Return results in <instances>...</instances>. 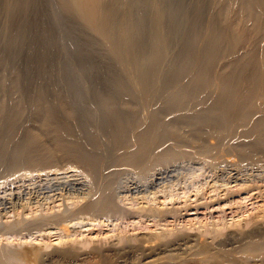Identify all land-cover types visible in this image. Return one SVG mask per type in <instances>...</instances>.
Listing matches in <instances>:
<instances>
[{
    "label": "rangeland",
    "instance_id": "rangeland-1",
    "mask_svg": "<svg viewBox=\"0 0 264 264\" xmlns=\"http://www.w3.org/2000/svg\"><path fill=\"white\" fill-rule=\"evenodd\" d=\"M56 1H58V0H55V1L49 0L48 3L50 2L52 5L49 3L51 6L48 4L45 7L46 10H44L45 8H43V9H41V11L39 10L38 12H36L37 11L36 9L29 8L30 11L28 10L27 15H24L19 10L13 11L14 8H10V9L9 8H7V9L1 8L0 9V29H1L0 30V76H1L0 77V84H1L0 89H2V90H0V92H2V91L4 92V94L0 93V97H1L0 98V105L1 104L3 105V107L1 106V109L4 108V109H2V112H0V114H1L0 119L1 120L3 119L2 123L0 122V144H1L0 148H2L1 152H0V158H1L0 159V166H2V168L0 167L1 168L0 169V244H1L0 247L3 246L4 244L5 245L8 244L7 246H10L9 248L15 247L13 249H16V247H17V249L19 250V249H21V246L24 247V246H28V245H34V243H35V245L42 243V244H39L38 246L42 247L44 245V247H45L46 246L45 244L47 242V245H49V244L50 245L48 246L49 248L44 249V253L46 255L55 253V251L59 247L58 244L56 245V243L58 241L57 239H60L62 237V234L64 236L65 231L62 230L63 233H60V235H59V231H60L59 227L61 226L60 225L61 223L58 224V222H59L58 221L54 224V222L56 220L52 219L53 222H51L50 216L58 213L59 211L61 212V210H63L66 206L69 210L72 211L73 207H74L72 205V201H73L72 199L75 198L73 196L79 195L77 192V189H78V191L80 189V192L83 193V190L86 191L88 188L91 189V188L95 187L94 185H96V184H97L96 186L99 187V185H100V187H101L102 179L104 178L103 180H105L107 178V180L103 182L101 189L98 187H95V188L91 189L94 192H92V191H90V192L92 193L93 197H97V194L99 193V191H101V192L103 191L102 189H103V186H105L106 182H108V180L109 181L111 180L113 182V184L116 185V187L111 188V190L115 189V190H113V192L115 191L114 193H116V194H114V193L112 194L114 196V197L112 196L113 199L116 197V199H114L113 201L116 200V202L120 205H118L116 202H114L115 205H118V206L113 208L114 210H112V211L109 209V211H111V213H109L108 209L107 210L105 209L106 211L105 210L100 211V212L105 211V213H103V212L101 213L102 215L100 213L94 214V215H96V216H94L96 219H97V217H99L97 221H99V219H101L100 221H102L103 224H101L102 222L99 225L97 223H93V222H92L93 223L92 224V223H89V220L88 221L86 220L87 218L81 219L82 221L80 220V218H77L75 220H78V221L80 220L79 223L76 221L74 223V221L72 219L71 222L73 221V224H74L73 225V224H70L71 223L69 221L70 219L67 218L68 221H66V219H65L64 221H62L63 225L64 224L68 225L69 231H71V234L74 231L72 235L75 236L74 233L75 232L77 233V231H78L76 236H78L80 234V236H78L79 240L81 239L80 238L81 234H82V237L84 234V237L87 240H90L91 239L90 237H93V239H94V237H96L98 235V233H100L99 234L100 236L103 234L104 235H106V234L112 235L114 232H115L114 234H119L122 232H123L122 234H125V233L127 234L128 232H129L128 234H130L133 231H137L136 229L141 225V223L144 224V222L148 223L146 225H149V226L151 224L150 227L155 229L154 228L155 224H153V222L155 221L154 223H156V221H157V223H156L157 229H155V230L156 231L158 230L157 233H159L160 231L162 232L163 230L166 231V233L164 232L165 235L163 232L160 233L161 235H164V237H166V238L162 237L163 240H162V238L160 239V241L162 242L160 244H162V245L157 243L159 246L156 245L155 247H157V249L153 252L157 251L159 253L160 251H162V252H160V254H162V255L159 254V256H161L162 259H164L163 263L164 264H199V262L197 260H192L193 256L191 255V252H195L198 249V247H199L197 244L198 242H195V241L191 242L190 241L191 243H189L187 245V247L183 246V247H186L185 252L183 251L182 248L178 247L179 243L180 244L183 243L180 240H186V239L189 240L190 237H192V234L194 233V232H192L194 227H191V226H196V225L198 226L200 224L199 223L200 220H201L200 222H204V223L207 222L206 224H207V226L209 225L210 228L211 227L217 228V225L221 226L224 223H226V221L228 222L226 224H229V223L232 224V222H235V223H233V225L238 223V222H241V221H242L241 223H246V222L250 221L254 216L256 217V219H258L257 217L261 215L260 213L264 212V171H263V169H264V147L260 146V144L255 143V141L257 142V140H255L256 134H254L255 129L253 126V121L257 120L260 117V114L258 112H255V111H254L255 113L252 112V114H251L252 116L250 118V120H252V122L250 121L251 124H249L247 126H242V125L237 124L235 127L234 126L232 127L233 129L229 128V127H224V124H222L223 123L222 121H220L221 123H219V120H221V119H219L220 117L218 116L219 110H218V106L217 105L214 106V104L211 100L210 96H212V95H210L208 93H205V94L203 93L206 96V99H207L206 100L205 96L203 94H200V92L201 93L203 92V90L201 89L202 82H200L201 84L199 83V81L197 82V77H196L197 73L196 72H198L197 68H198L200 62L202 61V59L204 57V52H205L206 47H207L206 41H208V38H209L208 36H210V34H209L210 33V25H209V22L207 20H201L200 21V20H193L192 18L189 19V18L185 17V16H187V15H185V13L184 14L182 13V15L179 16V12H177L175 9L169 10L166 8L162 12V15H163V17H165V19H162L159 22L158 21L156 22L153 17H152V19H150L151 17L149 15H148L149 17L145 16L142 18L140 16V15H142L140 12L138 13V11H137L136 13H134L135 12L134 11L133 12L134 15L132 14L133 19L132 18H126V17L122 18L121 16H119V17H116L112 21V24L110 23L111 25L109 24L110 26L106 25L107 29H103L106 27L105 26L104 27L102 26L103 28L100 26L96 27V26L89 24L90 22L88 20L83 19V17L80 18L77 14H74L72 11H69L68 9L66 11V9L62 6V3H60L61 4L60 5ZM106 1L109 2V1H113V0H106ZM116 1L125 2V4L127 2V0H116ZM129 1H134V0H129ZM136 1H138V0H136ZM162 1L171 7L176 6L180 2V0H162ZM184 1H187L186 3H190L192 0H184ZM4 9H6V10H4ZM10 11H12L13 13ZM46 13H48V14L46 15ZM136 14H138V15H136ZM146 17H147V20H146ZM175 17H177V18H175ZM18 19H20V20H18ZM21 19H22L23 23H25L27 21L28 25H26V27L23 26L24 24H22ZM42 19H44V20L42 21ZM16 20H18V21H16ZM187 20H189V21H187ZM20 21H21V23H20ZM18 22L20 23V25ZM37 23H39V24H37ZM5 26H7V27H5ZM108 27H110V28H108ZM24 28H26V29L24 30ZM29 30H31L30 31L31 33L29 32ZM9 31H11V32H9ZM23 33H26V34H23ZM106 33H109L110 35L106 34ZM2 34H3V36H2ZM105 34L108 35L109 37L108 36L105 37L106 36ZM35 35H36V37H35ZM263 37L264 36H260V39H262L263 43L260 40L261 46H258V48H257L258 52L263 50V46H262L264 44ZM32 38H34V39H32ZM201 38L204 40L202 41ZM112 39L115 41L113 42ZM195 39L197 41H194ZM204 41H205V43H203ZM116 46L118 48H116ZM115 49L118 50V52H116ZM197 49H198V51H197ZM119 50H120V52H119ZM199 50L202 51L203 53L200 52ZM190 52L192 53V55H190L191 54ZM195 52H197V53H195ZM195 54H197L198 56ZM190 56H191V59H193L194 61L189 60ZM41 58H42V60H41ZM1 62H4V63H1ZM189 62H190V64H189ZM192 62L193 63L196 62L195 66L192 65L193 64ZM2 64H3V66H2ZM190 68H192L193 71H191V72H193V73H189L190 77H186L189 75L188 71L191 70ZM176 72H178V73H176ZM182 72L185 75L184 77L182 75L183 74ZM185 72L188 75H186ZM175 74L176 75L178 74V75L176 76ZM179 74H180V77H179ZM173 75H175V77ZM192 75L194 78L192 77ZM2 76H3V79H2ZM174 78H176L177 80ZM14 80L16 81L15 83H14ZM175 80L178 83L180 82V80H181V82L179 84L177 83L178 84L177 85ZM191 80H194V81L192 82ZM3 81H4V83H3ZM172 81H174V84H172ZM184 82H187V83H184ZM195 82L198 84H196ZM181 83H183V84H181ZM12 84L15 87H17L16 85H18V88L15 89L14 86L11 87ZM185 84H187L191 88L189 89V87ZM4 85H6L8 88L6 86L3 87ZM8 85H10V86H8ZM174 85L176 87H174ZM179 85L182 87L179 88L180 87ZM197 85L198 86L200 85V86L197 87ZM13 88H14V90H12ZM171 88H173V89H171ZM195 88H196V91H195ZM180 89L181 90L184 89L183 90L184 92H188L187 95L185 93H184V95L190 96V97L185 98L186 97L185 96L184 97L185 100L180 97L179 98L180 101L177 100L175 98L176 92H177V94L183 93V92H180L181 91ZM168 90H170V91H168ZM175 90H177V91H175ZM12 91H14V92H12ZM100 93L104 99L101 98V96L99 95ZM163 93H164V95H163ZM162 95H163V97L165 96L164 98H166V99L163 100ZM168 95L170 96V98H168L169 97ZM192 95H194L196 97L195 101H194V96H193V98H191ZM196 95H198V98ZM201 95H202V97H201ZM3 96H5V97H3ZM173 96H174V99H173ZM38 97H40V98L38 99ZM199 97L201 99H199ZM41 98H42V100H41ZM1 99H3L5 102ZM171 99H173V102L175 103V105L173 104ZM187 99H188V101H187ZM190 99L195 102V103L191 104L192 108H191L190 103H192L193 101H191ZM11 100H14V101H11ZM103 100H105V102ZM140 101H141V103H140ZM169 101L172 103L171 105H170ZM181 101L185 102V103H182ZM3 102L5 105L3 104ZM9 102H12V103H9ZM35 102H37L38 105H39V103L41 105L43 104V105H45V107L42 105L43 108L42 107L40 108V105L38 106ZM107 102L109 105H106ZM111 102H112V104H111ZM188 102H189V104H188ZM198 102H199V105L197 104ZM205 102L207 103V105H205ZM113 103H115L114 104L115 107L113 106ZM136 103H138V105H136ZM202 103L204 104L203 105V107H205L204 109L202 107ZM33 104H36L35 107ZM124 104H128V106H126ZM180 104L184 105L185 106V107L183 106L184 109L186 108L187 110H184ZM163 105L165 106V108H164L165 110L163 109V107H164ZM177 105H179V106L177 107ZM11 106H13L12 110H11ZM16 106H18V109H16L17 108ZM32 106H33V108H32ZM58 106H60V108ZM187 106H189V107H187ZM199 106H201V108ZM63 107H66V108H63ZM107 107H111V108L114 107V108L113 109L110 108L111 111L108 112L109 108H107ZM128 107H130V108H128ZM150 107H151L150 110H146V109H149ZM174 107H176V108H174ZM193 107H195V109H193ZM36 108H37V110H36ZM53 108H54V110H53ZM152 108L155 110H153ZM159 108L162 110H160ZM190 108H191V110L193 109V112L190 110ZM196 108L199 110L201 109L202 111L201 110L199 111ZM24 109H25V111H24ZM63 109H66V111H64ZM67 109L69 110V114L71 113L70 115L68 114ZM157 109H159V110H157ZM178 109H180V110L178 111ZM35 110L37 113L35 112ZM48 110L53 111V112H51V115L48 112ZM57 110H59V111H57ZM152 110H153V112H151ZM189 110H190V113H189ZM6 111H9L8 113L10 115L8 113L4 114ZM45 111H46V113H45ZM159 111L162 113L161 115H160ZM174 111L176 113H174ZM186 111H188V112H186ZM196 111H198V112H196ZM56 112H57V114H54ZM64 112H65V115H64ZM66 112H67V114H66ZM154 112H155V114L152 115V113H154ZM59 113L61 114V116L58 115ZM192 113H193V115H192ZM194 113H195V115H194ZM253 113L256 114V116L253 115ZM42 114H44V115H42ZM46 114H48V115H46ZM150 114H151V116H153L151 119L152 123H150V121H149L151 118ZM177 114H179V115H177ZM196 114H198V115H196ZM202 114L203 115L207 114V115H204V117H203ZM216 114H218V115H216ZM7 115H9L10 117L9 116L7 117ZM13 115H15V116H13ZM155 115H158V117ZM175 115H177L179 117H177ZM12 116H13V118H12ZM18 116L20 117V119ZM36 116H39V117H36ZM43 116L47 119H45ZM47 116L51 117L50 120ZM56 116H58V117H56ZM136 116L137 117L140 116V117L137 118ZM143 116H145V117H143ZM40 117H42V119ZM61 117L64 120H66V121L68 120V121L65 122ZM253 117L255 119H253ZM6 118H7V120H6ZM8 118L9 119L12 118V119L9 120ZM43 118L45 120H49L50 121L49 124H48V121L45 122V120ZM53 118H55V119L57 118L56 121L57 120L58 121L55 123V120ZM58 118H61L62 120L60 121V119H58ZM69 118H71V119H69ZM135 118L137 121L135 120ZM203 118H205V120ZM208 118H211V119H208ZM52 119L54 120V123L51 121ZM108 119H110V120H108ZM130 119H131L130 125L133 124L135 126L134 127L132 125L134 127V128L132 127V130H131V126L128 123V122H130ZM139 119H141V120H139ZM161 119H162V121H164V124H163V122L160 121ZM196 119H198V120H196ZM206 119H207V121H206ZM41 120H42V123L44 120L43 124L45 126L41 123ZM118 120H119V122L121 121L124 125L121 124V122H120V124H121L120 125ZM133 120H135V122ZM212 120L214 122H215V120H216V122L217 121L218 122L214 123ZM62 121H63V123H62ZM165 121H166V123H165ZM169 121L171 123L172 122L173 123L171 124ZM203 121L205 123L206 122L207 123L205 125H203V123H204ZM109 122H111V125ZM113 122H115L116 124H114ZM136 122H138V123H136ZM153 122H155V123H153ZM198 122H200L201 124ZM211 122L213 123V125ZM64 123H66V124L64 125ZM107 123H109L110 126L108 125V127L111 130H108V127H106ZM141 123H142V125H144V127L142 125H140ZM161 123L163 124V126L161 125ZM208 123H209V125H208ZM1 124H2V126H1ZM53 124H54V126H53ZM117 124L119 126H117ZM137 124L139 125V127L137 126ZM168 124H169V126H168ZM192 124H193V126H192ZM216 124L219 126H217ZM55 125H57L56 127H58V128H56ZM59 125L61 126V129H59L60 128ZM207 125H208V127H207ZM65 126H66V128H65ZM114 126H117L118 128L114 127ZM120 126H123L124 129L122 130V127H120ZM147 126H148V128L151 126H154V128H155V129L153 128V135L155 136L153 139H154V143L159 141L158 145L160 146V148H158L157 143H155L153 149L156 150V154L158 155L157 159L159 160V158H160V160L158 161L155 158L156 157L154 154L155 152L153 149H151L150 153L151 154L153 153V155L150 154V156H149V157H152L151 158L152 160L149 159V157L147 159L149 164H143V161L145 162L146 159L143 160L141 162V164H139L140 162L139 163L132 162V160L127 159L126 156L128 157L127 154H129V151L131 149L134 151L136 148L135 147L136 136L134 137V135L136 133L141 132V131L147 130L148 129V128H146ZM159 126H161V127H159ZM212 126H215L213 128V130H211ZM237 126H239V127H237ZM45 127H47V129L48 128L50 129L52 127L53 130L52 129L47 130ZM72 127L74 130L71 129ZM119 127H120L121 131H119L120 130ZM136 127H138L137 130L135 129ZM209 127H210L211 131L207 130V128H209ZM244 127L246 129H243ZM158 128H160L161 131L162 130L163 131L161 132L160 129L158 130ZM215 128L219 129V132L221 130L222 132H220V133H222V134L225 133V134H223V136L221 137L222 134L220 135V133ZM57 129L59 130V133L56 134L55 130H57ZM126 129H127V133H125ZM133 129H135L136 132H133L134 131ZM165 129H167L166 132H165ZM230 129L233 131H231ZM242 129L245 131L242 132L243 131ZM1 130H3V131H1ZM58 130H57V132H58ZM68 130H69V132H68ZM75 130H76V134L73 133V132H75ZM107 130L111 131V133L113 131H116L118 135L115 134L116 132H113L112 134H110V132L108 133ZM156 130H158L159 132ZM205 130H207L208 133ZM50 131L52 132V134L50 133ZM71 131H72L73 135H72ZM77 131H78V133H77ZM216 131L218 132V135H217ZM45 132H47V133H45ZM119 132H120V136H119ZM122 132L125 134L124 137H123ZM130 132H132L133 134ZM211 132H212V134H211ZM214 132H215V134H213ZM228 132H230V135L228 134ZM32 133H34V134H32ZM49 133L51 135H49ZM53 133H55L57 136L59 135L58 137L55 135V137H57V139L55 137H54L55 139L52 137L54 135ZM60 133L63 135V137L70 136L72 143L70 142V139L67 137L63 139V137H61L62 135ZM201 133H203V134H201ZM226 133H227V135H226ZM251 133L254 135L253 138H252L253 135L251 136ZM36 134H37V136L41 137L40 138L41 140L39 139V137L36 136ZM129 134L132 135V138H131V136H129ZM200 134L203 136V138H201ZM205 134H206V136H205ZM231 134H234V135H231ZM74 135H76L77 138H74ZM112 135H114V136H112ZM158 135H159V137H158ZM247 135H249V137L251 136V138H249ZM29 136L32 138V141H33V137L38 138V140H37V138H35L37 142H36V144L33 145V147H32V145L29 146V144H28L29 140L31 139ZM90 136L92 137L91 139H90ZM163 136H164V138H163ZM228 136H230V137L232 136L233 141ZM47 137H48V139H47ZM59 137H61V140L62 139L65 140V142L69 146L71 145L74 147L77 144L79 145L81 142H83V143L80 144V146L77 145V148H72L73 151L71 149L69 152L66 153L63 150L64 155L67 156L64 158L62 152L61 153L58 152L59 153V154L57 153L58 156L56 155L55 150L58 149V147H57L58 145L54 146V143H53L55 141L58 142ZM125 137L132 139V141L131 140H128V141L124 140ZM165 137H166V140H165ZM223 137H225V138L221 139ZM244 137L245 138L248 137L249 139H253V141L254 140L255 141L253 142L252 140H249L248 138H247V140L246 139L243 140L242 138H244ZM261 137L264 140V135H261ZM23 138H25V141ZM78 138H79V140L82 138L83 139L81 141H77ZM67 139H69V140H67ZM75 139H76V141L73 142V140H75ZM119 139H121L123 142H121V140L119 141ZM219 139L223 140V141H220ZM229 139H231L230 140L231 143H229L230 142ZM238 139H240L241 141ZM44 140H45V142H44ZM59 140H60V138H59ZM86 140L88 141V144H87ZM96 140L98 141L99 146H96L97 145ZM115 140H117L116 144H115V142H116ZM23 141L25 144L21 143ZM124 141L128 142V143H126L127 145L124 144L125 143ZM211 141H213V143L215 142V144H213V143L211 144ZM237 141H238V143H237ZM242 141L246 142V144L242 143ZM19 142L22 145L19 144ZM43 142L45 144H43ZM57 142H55V143H57ZM84 142L86 143L87 146L89 145V148L84 144ZM120 142L122 145L119 144ZM202 142H203V144H202ZM209 142H210V144H209ZM224 142H225V144H224ZM247 142H249V143H247ZM200 143L202 144L203 148L205 147L204 149L201 147L202 148L201 151L199 149V146H201ZM234 143L236 146L233 145ZM253 143H255L257 146ZM26 144H28V145H26ZM39 144H40L41 148H40ZM46 144H47L48 148L51 147L50 150L48 148H46L47 152L50 151L48 154L49 155L51 154V156L43 155V153H45V151H46L44 149L45 147H47V146H45ZM118 144L122 147H118L119 146ZM123 144L126 145V146H124L125 148H127V147L128 148L125 149L123 147ZM239 144L242 148L239 147ZM250 144H252V145H250ZM4 145L7 146V148L9 147L10 149H7ZM19 145L22 146V147H20V149L17 148V146L19 147ZM128 145H130V147ZM131 145H133V146H131ZM25 146H27V148L29 147L28 149H30L31 151L28 150L27 148H25ZM53 146L55 148L56 147L57 148L55 149ZM90 146H93V147H90ZM207 146H209V148ZM225 146H227V147H225ZM233 146L237 147L238 149L237 148L235 149V147H233ZM42 147H43V149H42ZM96 147H97V149H96ZM115 147H118V148L116 149ZM5 148H6V150H5ZM87 148H88V150H87ZM90 148L91 149L93 148L92 149L93 153H92ZM120 148L125 153H123L122 151L118 152V151H120L119 150ZM185 148H187V149H185ZM214 148H216V149H214ZM219 148L221 150H219ZM224 148H225V150H224ZM226 148H227V150H226ZM257 148L260 150H258ZM74 149L75 150L77 149L76 152ZM109 149H111V150H109ZM157 149H158V151H161V152H158ZM166 149H168V150H166ZM210 149H211V151H209ZM222 149H223V151H222ZM242 149H245V152L242 151ZM248 149H249V151L250 150L251 151L247 152L246 150H248ZM9 150L10 151L12 150L11 151L12 153L9 152ZM15 150L18 154L15 152ZM20 150L22 152H20ZM58 150L61 151L62 149H58ZM78 150H79V152H77ZM84 150H86L89 155L92 154V156L95 157L94 159L96 161V168L99 170V172L103 169L104 171L102 170L103 171V172L101 171L102 173H99L97 169H95V171L92 169V171H91L90 167L88 169L87 165L83 161H81L82 158L84 157V155H82V154H84ZM172 150H173V152H172ZM215 150H216V152H215ZM6 151L8 154L6 153ZM33 151L35 154L34 153L32 154ZM40 151L42 154L39 153ZM86 151H85V153H86ZM88 151H90V152H88ZM188 151H190V152H188ZM202 151H205L204 152L205 154H207L208 152H211V153L213 152L212 154L214 156L212 154H211L212 157L210 156V154H209V156H208V154L205 156ZM52 152H54V157H56V158L53 157L54 160H53V158H51V159L49 158V157H52V155H53ZM71 152H73V153L71 154ZM171 152L173 155H171ZM174 152L177 155H175ZM255 152L259 156H255L256 155ZM9 153H10V155L12 154L11 155L12 157L9 155ZM29 153H31V154H29ZM78 153L82 156L80 157V155H78ZM198 153H200V154H198ZM237 153H238V155H237ZM250 153L251 154L253 153V154L251 155ZM6 154L9 156L8 158L4 157ZM69 154H71V155H69ZM73 154H75V155H73ZM114 154L115 155L117 154L119 156L114 157L115 156ZM124 154H126V155L124 156ZM161 154L163 156H160ZM165 154H168V155H165ZM216 154H218L217 156H219L220 158L215 156ZM221 154H224L222 156H225V157L231 156V155L234 157V155H235L236 160L234 158H232V156H231L232 159H230V157H227L229 159H226L227 160L226 162L228 163L229 162L228 160H230V162H229L230 165L225 163L227 166L226 165L224 166V164H222V162L223 163L225 162L224 161L225 158L223 157L224 159H222ZM247 154L249 157L247 156ZM16 155L18 158L17 157L14 158ZM34 155L37 156L40 160L37 157H35ZM41 155H42L41 158H42V160H44L45 163L39 157ZM111 155H113V156H111ZM164 155L167 156L166 157L167 159H165ZM33 156L36 158L38 164H37V162L33 163V161L31 160L33 158V160L36 161ZM43 156L44 157L46 156L47 158L45 157L46 158L45 159V158H43ZM77 156H78V158H77ZM120 156H123V157H120ZM153 156H154V158H153ZM243 156H245V157L243 158ZM260 156H262V157H260ZM19 157L23 158V159H21L22 161L19 159ZM71 157H73V160ZM215 157H216V159H215ZM114 158H115V160H114ZM122 158H124L125 160ZM162 158H163V161H162ZM208 158H210V159H208ZM9 159H10V161H8ZM120 159H121V161H120ZM164 159H165V161H164ZM218 159H219V161H218ZM18 160H19V162H18ZM26 160H28V161H26ZM128 160H129V163H128ZM216 160H217V164L219 163L218 165L215 164ZM245 160L247 161V163ZM248 160H250V161H248ZM251 160H253V162ZM258 160H259V162H258ZM14 161H16V162H14ZM55 161H57V162H55ZM150 161L152 164L150 163ZM256 161H257V163H256ZM261 161H263V162H261ZM3 162H5V164H3ZM8 163H9V166H8ZM146 163H147V161H146ZM153 163L156 164V166L153 165ZM231 163H232V165H231ZM14 164H16V165H14ZM26 164H29V165H26ZM40 164H42V165H40ZM48 164L49 165L51 164V165L49 166ZM80 164L84 165V168ZM131 164H133V165H131ZM142 164H143V166H142ZM38 165H39V167H38ZM99 165H101V167ZM121 165H123V166H121ZM112 166H113V169H112ZM133 166H134V168L136 167L138 169V171L136 170L137 172L134 170ZM72 167L74 169H72ZM144 167L147 169L149 167L148 171ZM139 168L140 169L143 168L142 171L144 173L140 172L141 170ZM220 168H222V169H220ZM60 169H61V171H60ZM71 169L74 171H72ZM120 169H121V171H120ZM54 170L57 172H55ZM108 170H109V172H108ZM65 171H67L68 173H66ZM115 171H117V174L115 173ZM92 172H93V174H92ZM229 172H231V173H229ZM61 173H63L64 176ZM103 173H105L106 175ZM110 173L112 175L115 173V175L112 176ZM141 173H142V175H141ZM91 174L95 175V177L96 178L98 177V178L97 179L94 178V176H92ZM107 174H109V175H107ZM118 174H119V176H118ZM100 176H101V178H99ZM108 176H109V178H108ZM143 176H144V178L142 179ZM93 178H94V180H92ZM144 179H146V180H144ZM91 181L92 182L95 181L92 183L93 187H92V185L90 186ZM114 182H116V183L118 182L119 185L114 183ZM99 183H101V184H99ZM115 185H113V186H115ZM142 185H143V187H142ZM118 186L120 187L119 189H118ZM240 186H241V189H239ZM243 186H247V187H243ZM59 188H60V190H59ZM75 188H76V190H75ZM116 188H117V192H116ZM96 189L97 190L100 189V190L96 191ZM217 190H218V192H217ZM233 190L236 192H234ZM237 190L239 193L237 192ZM73 191L75 193H73ZM87 191H89V190H87ZM61 193H62V195H61ZM65 198H67V199H65ZM215 198H216V200H215ZM32 203H33V205H31ZM59 205H60V207H59ZM195 206H197V207H195ZM14 207H16V208H14ZM23 207L25 208V210ZM142 207L143 208L144 207H148V208L152 207V208H155L156 210H159V209L162 210L163 209L164 211H163V213H159V212L155 213V211H154V213L153 212L152 213L146 212L147 213L146 214V213L142 212V209H141ZM124 208L128 212L124 211L125 210ZM138 208H140L139 211H138ZM115 210H117V211L114 212ZM133 210L135 211V213H133L134 212ZM211 210H212V212H211ZM191 211H192V213H191ZM47 212H48V215H49L48 217H49L50 221L44 220L46 218L48 219L47 214H46ZM112 212H114V213H112ZM120 212H121V214H120ZM124 212L128 215V217H126L127 215ZM137 212H138V215H137ZM202 212H204V213H202ZM106 213H107V215H105ZM118 213L120 214V216ZM122 213H123V215H122ZM129 213L130 214L132 213V214L129 215ZM150 213H151V215H149ZM170 213H172V214H170ZM97 214H98V216H97ZM103 214H104V216H103ZM110 214H112V215H110ZM253 214H254V216H253ZM258 214H260V215H258ZM21 215H22V217H21ZM42 215L44 216V218L42 217L43 219L41 218ZM14 216H16V217H14ZM82 216L84 217V215H82ZM85 216H90V215L85 214ZM19 217H20V219H19ZM151 217H152V219H151ZM37 218H39V219H37ZM156 218H157V220H156ZM30 219H32L34 222L39 220V222H37V225H36V223L34 224V222H32V220H30ZM11 220H12V222H11ZM22 220H23V222H22L23 225H21ZM138 221H140V222L142 221V222L140 223ZM9 222H11L13 224L11 225V223H9ZM16 222H17V224H14ZM29 222L30 223L32 222V223L30 224ZM68 222H69V224H68ZM137 222L140 223V224H138V226H137ZM18 223H19V225H18ZM5 224L6 225L9 224V225H11V227L13 226L14 230H15L17 225H18V227L14 231V230H12L13 228L9 227V225L7 226L8 229H6L7 227L5 228V226H6ZM32 224H33V226H32ZM157 224H159V225H157ZM58 225H59V227H56ZM70 225L73 227H71ZM186 225H187V227H186ZM214 225H216V226H214ZM24 226H25V228H24ZM34 227H35V229H34ZM70 227H71V229H70ZM182 227L183 228L185 227V228L183 229ZM4 228L6 229V232H4L5 231V230H3ZM167 228L168 229H171V228L174 229L175 228V231L176 232L178 231L177 233H179V231H180L179 234L180 235L182 234L183 236L181 235V237H184V238L183 239H176L175 237H177V236L167 237L166 236L167 231H168ZM39 230H41V231H39ZM117 230H119L121 232H119ZM124 230H126V231H124ZM116 231L118 233H116ZM19 232H21V233H19ZM81 232H83V233H81ZM89 232H90V234H89ZM56 233L58 235H56ZM21 234H23L25 236H23ZM184 234H185V236H184ZM86 235H88V237ZM24 238L27 239V241ZM31 238H33V239H31ZM85 238H82L80 241L79 240L77 241L79 245H77L76 244L77 242H75V244H76L74 247L75 251H73L74 253L70 252L68 254V256H66L67 259H72V257L73 258L77 257L81 253H84V255L86 256L85 259H86V261L88 260L89 263H92L95 261V259L96 260L98 259V254L96 253L97 251H95L96 247L94 245V243L97 244V242L95 240L92 241L90 243V245L92 244L93 246L88 245L89 243L86 245H83L82 241H84ZM30 239L33 240V242ZM44 239H45V241H44ZM170 239L173 241H171ZM8 240H9V243L7 242ZM29 241H30V244H29ZM42 241L44 242V244ZM167 241L168 242L171 241V242L167 243ZM21 242H22V244H21ZM37 242H38V244H37ZM163 242H164V244H163ZM177 242H178V244H177ZM51 243L54 245H52ZM166 243H167V245H166ZM80 244H82V245H80ZM19 245H20V248H19ZM172 245H173V247H172ZM235 245L236 244L227 243V244H225V246L223 248H224V250H228V249L234 247ZM79 246H80V248H79ZM84 246L88 247L89 249L87 250V248ZM132 246H135V244ZM132 246L131 247L127 246L126 247L127 250H130V251L133 250V253L136 250L139 253L138 249H136ZM161 246L165 247V249H163ZM81 247H82V250H81ZM90 247H93L94 251H93V248H90ZM83 248L87 252L85 250L83 251ZM126 248H125V250H126ZM158 248H159V250H158ZM173 248H174V250H173ZM187 248H189V249H187ZM47 249H50V250H47ZM161 249H163V250H161ZM191 249H192V251H191ZM193 249H196V250H193ZM51 250H53L54 252H52ZM76 250H77V252H76ZM180 250H182V251H180ZM187 250L188 251L190 250L189 254L192 257L187 255L188 254ZM165 251H166V253H164ZM46 252H48V253H46ZM94 252L97 255H95ZM153 252H151V254ZM182 254H183V256H182ZM81 255H83V254H81ZM41 257H42V255H41ZM94 257H95V259H94ZM188 257H190L191 260ZM173 258L175 261L173 260ZM183 258L185 261L183 260ZM220 258L216 259L217 261L212 259L207 264H240L237 261H236L237 263H235L233 261H226L225 258L222 256ZM222 258H224V259H222ZM92 259L94 261H92ZM166 259L169 261H167ZM171 259L173 260V263H172ZM88 261L86 262V264H89ZM230 262H232V263H230Z\"/></svg>",
    "mask_w": 264,
    "mask_h": 264
},
{
    "label": "bare ground",
    "instance_id": "bare-ground-1",
    "mask_svg": "<svg viewBox=\"0 0 264 264\" xmlns=\"http://www.w3.org/2000/svg\"><path fill=\"white\" fill-rule=\"evenodd\" d=\"M48 1L49 0H0V9L1 8H14V10L13 11H15V10H19L20 12H22L24 15H27V12H28V10L30 11V9L29 8H34V9H36L37 11L36 12H38L39 10L41 11V9H43V8H45L49 3H48ZM50 1H53V0H50ZM55 1V0H54ZM56 2H58L59 4L60 3H62V6L66 9V11H67V9L69 10V11H72L74 14H77L80 18L81 17H83V19H86V20H88L90 23L89 24H91V25H93V26H100V27H106V25H108V26H110L111 24H112V21L116 18V17H119V16H121L122 18H132L133 19V12L134 13H136L137 11H138V13L140 12L142 15H140L142 18L143 17H145V16H150L151 18L150 19H152V17L154 18V20L157 22H159V21H161L162 19H165V17H163V15H162V12L167 8V9H169V10H173V9H175L177 12H179V16L180 15H182V13L184 14L185 13V15H187V16H185V17H187V18H192L193 20H207L208 22H209V25H210V36H208L209 38H208V41H206V44H207V47H206V50H205V52H204V57H203V59H202V61L200 62V64H199V66H198V68H197V70H198V72H196L197 74V82L199 81V83L200 82H202V84H201V89L203 90V92L201 93L200 92V94H205V93H208V94H210V95H212V96H210L211 97V100H212V102H213V104H214V106L215 105H217L218 106V114H216V115H218L220 118L219 119H221V120H219V123H221L220 121H222L223 123L222 124H224V127H229V128H232L233 126L235 127L237 124H239V125H242V126H247V125H249V124H251V122H252V120H250V118H251V114H252V112H258L259 114H260V117L257 119V120H254L253 121V126H254V129H255V133L254 134H256V136H255V140H257V142L255 141V143L256 144H260V146H262V147H264V140L262 139V137H261V135H264V44L262 45L263 46V50L262 51H259L258 52V50H257V48H258V46H261L260 45V43L262 42L263 43V41H262V39H260V36H264V0H192L190 3H186L187 1H184V0H180V2H179V4H177L176 6H169V5H167V4H165L162 0H138V1H136V0H134V1H129V0H127V2H126V4H125V2H119V1H116V0H113V1H106V0H58V1H56ZM189 2V1H188ZM51 4V3H50ZM49 4V5H50ZM52 5V4H51ZM50 5V6H51ZM61 5V4H60ZM59 5V6H60ZM56 6V5H55ZM49 7V6H48ZM61 7V6H60ZM6 9H4V10H6ZM44 10H46V8L44 9ZM68 11V12H69ZM10 12H12V11H10ZM9 12V13H10ZM13 13V12H12ZM17 13V12H16ZM172 13V12H171ZM174 13V12H173ZM4 14V13H3ZM33 14V13H32ZM43 14V13H42ZM45 14V13H44ZM48 13H46V15H47ZM133 14V15H132ZM175 14V13H174ZM177 14V13H176ZM30 15V14H29ZM37 15V14H36ZM136 15H138V14H136ZM135 15V16H136ZM10 16V15H9ZM39 16V15H38ZM45 16V15H44ZM148 16V17H149ZM7 17V16H6ZM26 17V16H25ZM34 17V16H33ZM43 17V16H42ZM49 17V16H48ZM77 17V16H76ZM120 17V18H121ZM138 17V16H137ZM136 17V18H137ZM41 18V17H40ZM45 18V17H44ZM140 18V17H139ZM175 18H177V17H175ZM7 19V18H6ZM11 19V18H10ZM23 19V18H22ZM22 19H21V21H22ZM26 19V18H25ZM131 19V20H132ZM15 20V19H14ZM13 20V21H14ZM18 20H20V19H18ZM18 20H16V21H18ZM44 19H42V21H43ZM130 20V21H131ZM146 20H147V17H146ZM192 20V21H193ZM21 21H20V23H21ZM34 21V20H33ZM39 21V20H38ZM153 21V20H152ZM187 21H189V20H187ZM5 22V21H4ZM7 22V21H6ZM45 22V21H44ZM43 22V23H44ZM199 22V21H198ZM19 23V22H18ZM20 23H19V25H20ZM42 23V24H43ZM111 23V24H110ZM194 23V22H193ZM11 24V23H10ZM15 24V23H14ZM22 24H24L23 26L24 27H26V25H28V23H27V21L25 22V23H23V21H22ZM37 24H39V23H37ZM41 24V23H40ZM88 24V25H89ZM110 24V25H109ZM5 25V24H4ZM30 25V24H29ZM208 25V26H209ZM5 27H7V26H5ZM11 27V26H10ZM21 27V26H20ZM19 27V28H20ZM35 27V26H34ZM102 27V28H103ZM9 28V27H8ZM17 28V27H16ZM33 28V27H32ZM51 28V27H50ZM108 28H110V27H108ZM11 29V28H10ZM26 28H24V30H25ZM29 29V28H28ZM48 29V28H47ZM103 29H107V27L106 28H103ZM1 30V29H0ZM8 30V29H7ZM17 30V29H16ZM34 30V29H33ZM109 30V29H108ZM31 30H29V32H30ZM2 32V31H1ZM5 32V31H4ZM9 32H11V31H9ZM21 32V31H20ZM37 32V31H36ZM35 32V33H36ZM109 32V31H108ZM18 33V32H17ZM31 33V32H30ZM34 33V34H35ZM110 33V32H109ZM109 33H106V34H109ZM21 34V33H20ZM23 34H26V33H23ZM104 34V33H103ZM105 34V35H106ZM9 35V34H8ZM11 35V34H10ZM18 35V34H17ZM38 35V34H37ZM110 35V34H109ZM2 36H3V34H2ZM5 36V35H4ZM24 36V35H23ZM39 36V35H38ZM108 35H106L105 37H107ZM199 36V35H198ZM35 37H36V35H35ZM109 37V36H108ZM197 37V36H196ZM200 37V36H199ZM10 38V37H9ZM32 39H34V38H32ZM110 39V38H109ZM197 39V38H196ZM194 40V41H197V40ZM200 39V38H199ZM202 39V38H201ZM206 39V38H205ZM113 40V39H112ZM204 39H202V41H203ZM207 40V39H206ZM260 40H261V42H260ZM263 40H264V37H263ZM115 40H113V42H114ZM203 43H205V41L203 42ZM200 46V45H199ZM42 47V46H41ZM44 48V47H43ZM116 48H118L117 46H116ZM199 48V47H198ZM202 48V47H201ZM261 48V47H260ZM196 49V48H195ZM203 49V48H202ZM116 50V49H115ZM46 51V50H45ZM194 51V50H193ZM197 51H198V49H197ZM200 51V50H199ZM41 52V51H40ZM116 52H118V50H116ZM119 52H120V50H119ZM200 52H202V51H200ZM42 53V52H41ZM191 53V52H190ZM189 53V54H190ZM195 53H197V52H195ZM203 53V52H202ZM116 55V54H115ZM118 55V54H117ZM190 55H192V53L190 54ZM195 55H197V54H195ZM198 56V55H197ZM200 56V55H199ZM187 58V57H186ZM189 58V57H188ZM193 58V57H192ZM197 59V58H196ZM40 60V59H39ZM41 60H42V58H41ZM188 60V59H187ZM189 60H193V59H191V56H190V58H189ZM3 61V60H2ZM186 61V60H185ZM194 61V60H193ZM187 62V61H186ZM185 62V63H186ZM1 63H4V62H1ZM193 63V62H192ZM189 64H190V62H189ZM195 64H196V62L195 63H193L192 65L193 66H195ZM2 66H3V64H2ZM197 66V65H196ZM191 67V66H190ZM194 68V67H193ZM191 70L190 71H188V74L189 73H193V72H191V71H193L192 70V68H190ZM195 69V68H194ZM195 71V70H194ZM184 72V71H183ZM182 72V73H183ZM176 73H178V72H176ZM185 74H186V72H185ZM188 74H186V75H188ZM3 75V74H2ZM176 75V74H175ZM175 75H173L174 77H175ZM178 75V74H177ZM176 75V76H177ZM183 75V77L185 76L184 75V73L182 74ZM4 76V75H3ZM3 76H2V79H3ZM1 77V76H0ZM179 77H180V74H179ZM186 77H190V74L188 75V76H186ZM192 77H193V75H192ZM5 78V77H4ZM194 78V77H193ZM174 79H176V78H174ZM184 79V78H183ZM189 79V78H188ZM196 79V78H195ZM177 80V79H176ZM176 80H175V82H176ZM182 80V79H181ZM181 80H180V82H181ZM187 80V79H186ZM190 80V79H189ZM2 81V80H1ZM188 81V80H187ZM192 82L194 81V80H191ZM16 81L14 80V83H15ZM179 82V83H180ZM189 82V81H188ZM3 83H4V81H3ZM12 83V82H11ZM10 83V84H11ZM18 83V82H17ZM169 83V82H168ZM178 82H176V84H177ZM178 83V84H179ZM184 83H187V82H184ZM191 83V82H190ZM189 83V84H190ZM196 83V82H195ZM171 84V83H170ZM172 84H174V81H172ZM177 84V85H178ZM181 84H183V83H181ZM180 84V85H181ZM196 84H198V83H196ZM1 85V84H0ZM16 85V84H15ZM179 85V86H180ZM185 85H187V84H185ZM184 85V86H185ZM192 85V84H191ZM6 85H4L3 87H5ZM8 86H10V85H8ZM12 86H14L13 84L11 85V87ZM17 87H15V89L16 88H18V85H16ZM167 86V85H166ZM188 86V85H187ZM195 86V85H194ZM200 86V85H199ZM198 85H197V87H199ZM2 87V86H1ZM7 87V86H6ZM172 87V86H171ZM174 87H176L175 85H174ZM182 86H180L179 88H181ZM189 87V86H188ZM8 88V87H7ZM178 88V87H177ZM191 87H189V89H190ZM194 88V87H193ZM11 89V88H10ZM138 89V88H137ZM169 89V88H168ZM171 89H173V88H171ZM170 89V90H171ZM176 89V88H175ZM200 89V88H199ZM0 90H2V89H0ZM8 90V89H7ZM12 90H14V88L12 89ZM18 90V89H17ZM170 90H168V91H170ZM181 90V89H180ZM184 90V89H183ZM183 90H181L180 92H183V93H180V94H177V92H176V94H175V98L177 99V100H179V98L181 97L182 99H184V97L188 94V92H184ZM192 90V89H191ZM10 91V90H9ZM175 91H177V90H175ZM188 91V90H187ZM195 91H196V88H195ZM3 92V91H2ZM2 92H0L1 94H4V92L2 93ZM12 92H14V91H12ZM11 92V93H12ZM16 92V91H15ZM172 92V91H171ZM9 93V92H8ZM173 93V92H172ZM184 93L186 94V95H184ZM192 93V92H191ZM196 93V92H195ZM13 94V93H12ZM171 94V93H170ZM169 94V95H170ZM174 94V93H173ZM199 94V93H198ZM203 94V95H204ZM7 95V94H6ZM100 96H101V93L99 94ZM163 95H164V93H163ZM163 95H162V97H163ZM168 95V96H169ZM172 95V94H171ZM191 95V94H190ZM195 95V94H194ZM194 95H192V97L191 98H193V96ZM167 96V97H168ZM197 96V98H198V95H196ZM205 96V95H204ZM3 97H5V96H3ZM99 97V96H98ZM140 97V96H139ZM165 97V96H164ZM163 97V100L164 99H166V98H164ZM188 97H190V96H186L185 98H188ZM201 97H202V95H201ZM1 98V97H0ZM9 98V97H8ZM40 97H38V99H39ZM101 98H103L102 96H101ZM109 98V97H108ZM168 98H170V96L168 97ZM167 98V99H168ZM172 98V97H171ZM209 98V97H208ZM37 99V100H38ZM104 99V98H103ZM120 99V98H119ZM147 99V98H146ZM173 99H174V96H173ZM173 99H171L172 100V102H173ZM195 99H196V97L194 96V101H195ZM199 99H201L200 97H199ZM204 99V98H203ZM205 99H206V96H205ZM204 99V100H205ZM210 99V98H209ZM1 100H3V99H1ZM41 100H42V98H41ZM110 100V99H109ZM124 100V99H123ZM185 100V99H184ZM191 100V99H190ZM207 100V99H206ZM4 101V100H3ZM11 101H14V100H11ZM17 101V100H16ZM36 101V100H35ZM104 102H105V100H103ZM108 101V100H107ZM116 101V100H115ZM130 101V100H129ZM128 101V102H129ZM180 101V100H179ZM187 101H188V99H187ZM191 101H193V100H191ZM190 101V102H191ZM192 102V103H190V105L191 104H193V103H195V102ZM201 101V100H200ZM209 101V100H208ZM5 102V101H4ZM4 102H3V104H4ZM19 102V101H18ZM103 102V103H104ZM147 102V101H146ZM163 102V101H162ZM165 102V101H164ZM167 102V101H166ZM170 102V101H169ZM182 102V101H181ZM211 102V101H210ZM9 103H12V102H9ZM8 103V104H9ZM14 103V102H13ZM36 104H37V102H35ZM39 103V102H38ZM119 103V102H118ZM127 103V102H126ZM130 103V102H129ZM140 103H141V101H140ZM168 103V102H167ZM182 103H185V102H182ZM17 104V103H16ZM36 104H33L34 105V107H35V105ZM105 104V103H104ZM103 104V105H104ZM111 104H112V102H111ZM114 104L115 103H113V106H114ZM164 104V103H163ZM172 103L170 102V105H171ZM173 104L175 105V103L173 102ZM187 104V103H186ZM188 104H189V102H188ZM198 105H199V102L197 103ZM5 105V104H4ZM7 105V104H6ZM11 105V104H10ZM9 105V106H10ZM13 105V104H12ZM38 105V104H37ZM39 105H40V108L42 107V105L39 103ZM38 105V106H39ZM48 105V104H47ZM106 105H109L108 104V102L106 103ZM124 105H126V106H128V104H124ZM133 105V104H132ZM136 105H138V103H136ZM168 105V104H167ZM181 105V104H180ZM203 103H202V107H203ZM205 105H207V103L205 102ZM1 106L3 107V105L1 104L0 105V112H2V109H4V108H2L1 109ZM8 106V105H7ZM14 106V105H13ZM13 106H11V110L13 109ZM19 106V105H18ZM18 106H16L17 108L16 109H18ZM23 106V105H22ZM37 106V107H38ZM44 107H45V105H43ZM64 106V105H63ZM117 106V105H116ZM125 106V107H126ZM134 106V105H133ZM132 106V107H133ZM144 106V105H143ZM148 106V105H147ZM164 106V105H163ZM162 106V107H163ZM179 105H177V107H178ZM182 107L184 106V105H181ZM209 106V105H208ZM213 106V107H214ZM48 107V106H47ZM46 107V108H47ZM59 108H60V106H58ZM62 107V106H61ZM115 107V106H114ZM113 107V108H114ZM153 107V106H152ZM185 107V106H184ZM184 107H183V109H184ZM187 107H189V106H187ZM196 107V106H195ZM195 107H193V109H195ZM200 108H201V106H199ZM32 108H33V106H32ZM39 108V109H40ZM43 108V107H42ZM63 108H66V107H63ZM107 108H109V110H108V112L109 111H111V109H113V108H111V107H107ZM111 108V109H110ZM128 108H130V107H128ZM137 108V107H136ZM135 108V109H136ZM155 108V107H154ZM165 108V106L163 107V109ZM171 108V107H170ZM174 108H176V107H174ZM181 108V107H180ZM191 108H192V105H191ZM191 108H190V110H191ZM205 107H203V109H204ZM7 109V108H6ZM15 109V110H16ZM22 109V108H21ZM49 109V108H48ZM51 109V108H50ZM134 109V108H133ZM151 109V107L149 108V109H146V110H150ZM153 109V108H152ZM156 109V108H155ZM155 109H153V110H155ZM160 109V108H159ZM159 109H157V110H159ZM182 109V108H181ZM182 109V110H183ZM193 109L191 110L192 112H193ZM197 109V108H196ZM217 109V108H216ZM36 110H37V108H36ZM36 110H35V112H36ZM46 110V109H45ZM53 110H54V108H53ZM64 111H66V109H63ZM62 110V111H63ZM68 110V109H67ZM115 110V109H114ZM113 110V111H114ZM142 110V109H141ZM145 110V111H146ZM153 110L151 111V112H153ZM160 110H162V109H160ZM165 110V109H164ZM180 109H178V111H179ZM184 110H187L186 108L184 109ZM183 110V111H184ZM190 110H189V113H190ZM197 110H199V109H197ZM201 110V109H200ZM199 110V111H200ZM210 110V109H209ZM24 111H25V109H24ZM33 111V110H32ZM57 111H59V110H57ZM102 111V110H101ZM116 111V110H115ZM167 111V110H166ZM173 111V110H172ZM177 111V110H176ZM177 111V112H178ZM195 111V110H194ZM202 111V110H201ZM216 111V110H215ZM4 112V111H3ZM9 111H6L4 114H7ZM34 112V111H33ZM48 112L50 113V115H51V112H53V111H50V110H48ZM107 112V113H108ZM137 112V111H136ZM150 112V113H151ZM157 112V111H156ZM186 112H188V111H186ZM196 112H198V111H196ZM212 112V111H211ZM254 112V113H255ZM37 113V112H36ZM44 113V112H43ZM45 113H46V111H45ZM115 113V112H114ZM159 113H160V115L162 114L160 111H159ZM158 113V114H159ZM174 113H176L175 111H174ZM253 113V115H255L256 116V114H254ZM9 114V113H8ZM15 114V113H14ZM24 114V113H23ZM53 114V113H52ZM54 114H57V112L56 113H54ZM63 114V113H62ZM66 114H67V112H66ZM68 114H69V110H68ZM71 114V113H70ZM69 114V115H70ZM109 114V113H108ZM120 114V113H119ZM118 114V115H119ZM155 114V112L154 113H152V115H154ZM212 114V113H211ZM1 115V114H0ZM3 115V114H2ZM10 115V114H9ZM9 115H7V117L9 116ZM18 115V114H17ZM42 115H44V114H42ZM46 115H48V114H46ZM45 115V116H46ZM59 116H61V114L59 113L58 114ZM64 115H65V112H64ZM112 115V114H111ZM110 115V116H111ZM144 115V114H143ZM177 115H179V114H177ZM177 115H175V116H177ZM182 115V114H181ZM192 115H193V113H192ZM194 115H195V113H194ZM196 115H198V114H196ZM204 115H207V114H204ZM204 115L202 114V116L204 117ZM215 115V116H216ZM13 116H15V115H13ZM13 116H12V118H13ZM35 116V115H34ZM53 116V115H52ZM67 116V115H66ZM115 116V115H114ZM113 116V117H114ZM117 116V115H116ZM134 116V115H133ZM146 116V115H145ZM145 116H143V117H145ZM148 116V115H147ZM155 116H157L158 117V115H155ZM211 116V115H210ZM254 116V117H255ZM259 116V115H258ZM257 116V117H258ZM5 117V116H4ZM10 117V116H9ZM19 117V116H18ZM36 117H39V116H36ZM44 117V116H43ZM48 117V116H47ZM56 117H58V116H56ZM63 117V116H62ZM61 117V118H62ZM65 117V116H64ZM68 117V116H67ZM66 117V118H67ZM71 117V116H70ZM137 117V116H136ZM138 117H140V116H138ZM137 117V118H138ZM142 117V116H141ZM150 123H152V117L153 116H151V114H150ZM177 117H179V116H177ZM214 117V116H213ZM212 117V118H213ZM253 117V119H255ZM0 118H1V116H0ZM11 118V119H12ZM41 119H42V117H40ZM45 118V117H44ZM43 118V119H44ZM49 118V120H50V118L51 117H48ZM61 118H58V119H60V121L63 119H61ZM112 118V117H111ZM120 118V117H119ZM198 118V117H197ZM9 119V118H8ZM11 119H9V120H11ZM19 119H20V117H19ZM45 119H47V118H45ZM44 119V120H45ZM54 120H55V123L58 121H56V119L55 118H53ZM51 120L53 123H54V120ZM69 119H71V118H69ZM118 119V118H117ZM125 119V118H124ZM132 119V118H131ZM131 119H130V122H128L129 123V125H130V123H131ZM134 119V118H133ZM148 119V118H147ZM160 119V118H159ZM158 119V120H159ZM204 120H205V118H203ZM208 119H211V118H208ZM3 120V119H2ZM2 120L0 119V122L2 123ZM6 120H7V118H6ZM15 120V119H14ZM13 120V121H14ZM17 120V119H16ZM38 120V119H37ZM44 120H43V123H44ZM49 120H45V122L46 121H48V124H49ZM64 120V119H63ZM108 120H110V119H108ZM113 120V119H112ZM116 120V119H115ZM126 120V119H125ZM135 120H136V118H135ZM135 120H133L134 122H135ZM139 120H141V119H139ZM196 120H198V119H196ZM195 120V121H196ZM65 122H67L66 120H64ZM105 121V120H104ZM137 121V120H136ZM143 121V120H142ZM146 121V120H145ZM161 122H163V124H164V121H162V119L160 120ZM202 121V120H201ZM206 121H207V119H206ZM213 121V120H212ZM251 121V122H250ZM16 122V121H15ZM117 122V121H116ZM118 122H119V120H118ZM117 122V123H118ZM121 122V121H120ZM120 122H119V124H120ZM125 122V121H124ZM140 122V121H139ZM148 122V121H147ZM170 122V121H169ZM204 122V121H203ZM214 122V121H213ZM218 122V121H217ZM216 122V120H215V122L214 123H217ZM14 123V122H13ZM41 123H42V120H41ZM42 123V124H43ZM62 123H63V121H62ZM105 123V122H104ZM110 123V125H111V122H109ZM109 123H107V126L106 127H108V125H109ZM114 124H116L115 122H113ZM136 123H138V122H136ZM135 123V124H136ZM146 123V122H145ZM153 123H155V122H153ZM160 123V122H159ZM158 123V124H159ZM165 123H166V121H165ZM171 123V122H170ZM173 123V122H172ZM171 123V124H172ZM198 123H200V122H198ZM197 123V124H198ZM207 123V122H206ZM205 122L203 123V125H205L206 124ZM212 123V122H211ZM46 124V123H45ZM60 124V123H59ZM66 123H64V125H65ZM121 124H123L122 122H121ZM120 124V125H121ZM148 124V123H147ZM157 124V125H158ZM163 124L161 123V125L163 126ZM201 124V123H200ZM10 125V124H9ZM44 125V124H43ZM47 125V124H46ZM109 125V126H110ZM124 125V124H123ZM133 124H131L130 126H131V130H132V127L134 126H132ZM140 125H142V123L140 124ZM152 125V124H151ZM160 125V124H159ZM208 125H209V123H208ZM208 125H207V127H208ZM212 125H213V123H212ZM217 125V124H216ZM1 126H2V124H1ZM45 126V125H44ZM43 126V127H44ZM49 126V125H48ZM53 126H54V124H53ZM57 125H55V127H56ZM60 126V125H59ZM117 126H119L118 124H117ZM117 126H114V127H117ZM137 126L139 127V125L137 124ZM143 127H144V125H142ZM168 126H169V124H168ZM192 126H193V124H192ZM217 126H219V125H217ZM221 126V125H220ZM12 127V126H11ZM50 127V126H49ZM120 127H122V130L124 129L123 128V126H120ZM120 127H119V129H120ZM135 127V126H134ZM133 127V128H134ZM138 127H136L135 129L137 130V128ZM142 127V128H143ZM156 127V126H155ZM159 127H161V126H159ZM165 127V126H164ZM167 127V126H166ZM195 127V126H194ZM203 127V126H202ZM215 126H212L211 128V130H213V128H214ZM223 127V126H222ZM237 127H239V126H237ZM46 129H47V127H45ZM44 128V129H45ZM56 128H58V127H56ZM55 128V129H56ZM64 128V127H63ZM65 128H66V126H65ZM88 128V127H87ZM118 128V127H117ZM130 128V127H129ZM146 128H148V126L146 127ZM153 128H154V126H151V127H149L147 130H145V131H141V132H139V133H136L135 135H134V137L136 136V145H135V150L133 151L132 149L129 151V154H127L128 155V157L126 156V158L127 159H130V160H132V162H137V163H139V164H141V162L143 161V160H145V162L143 161V164H149L148 163V157L150 156V152H151V149H153V147H154V144L155 143H157V145L159 144L158 142H155L154 143V135H153ZM242 128V127H241ZM9 129V128H8ZM49 129V128H48ZM47 129V130H48ZM50 129H52L53 130V128L51 127ZM49 129V130H50ZM59 129H61V126H60V128ZM68 129V128H67ZM71 129H73V127L71 128ZM84 129V128H83ZM90 129V128H89ZM104 129V128H103ZM107 129V128H106ZM105 129V130H106ZM135 129H133L134 131L133 132H136V130ZM155 129V128H154ZM160 128H158V130H159ZM203 129V128H202ZM215 129H217V128H215ZM228 129V128H227ZM233 129V128H232ZM243 129H246L245 127L243 128ZM242 129V130H243ZM15 130V129H14ZM46 130V131H47ZM58 130V129H57ZM57 130H55L56 132V134L57 133H59V130H58V132H57ZM74 130V129H73ZM92 130V129H91ZM108 130H111L109 127H108ZM107 130V132L109 133L110 132V134H112L113 132H116V131H113L112 133H111V131H108ZM113 130V129H112ZM139 130V129H138ZM158 130H156V131H158ZM166 130L167 129H165V132H166ZM204 130V129H203ZM207 130H209V131H211L210 130V127L209 128H207ZM207 130H205L206 132H207ZM225 130V129H224ZM231 130V129H230ZM239 130V129H238ZM1 131H3V130H1ZM62 131V130H61ZM79 131V130H78ZM78 131H77V133H78ZM119 131H121V129L119 130ZM160 131H161V129H160ZM163 131V130H162ZM161 131V132H162ZM217 131L219 132V129H217ZM216 131V132H217ZM226 131V130H225ZM224 131V132H225ZM231 131H233V130H231ZM230 131V132H231ZM245 130H243L242 132H244ZM54 132V131H53ZM65 132V131H64ZM68 132H69V130H68ZM159 132V131H158ZM213 132V131H212ZM212 132H211V134H212ZM218 132H217V135H218ZM220 132H222L221 130H220ZM219 132V133H220ZM230 132H228V134L230 135ZM241 132V133H242ZM45 133H47V132H45ZM50 133L52 134V132L50 131ZM49 133V135H51ZM55 133H53L54 135L52 136L53 138L55 137ZM71 133H72V131H71ZM73 133H75L76 134V130H75V132H73ZM73 133H72V135H73ZM123 133V132H122ZM125 133H127V129H126V131H125ZM130 133H132V132H130ZM208 133V132H207ZM234 133V132H233ZM240 133V132H239ZM248 133V132H247ZM246 133V134H247ZM32 134H34V133H32ZM61 134V133H60ZM95 134V133H94ZM116 135H118L117 134V132L115 133ZM133 134V133H132ZM156 134V133H155ZM160 134V133H159ZM166 134V133H165ZM201 134H203V133H201ZM200 134V136H201V138H203V136ZM213 134H215V132L213 133ZM222 133H220V135H221ZM223 134H225V133H223ZM223 134L221 135V137L223 136ZM62 135V134H61ZM60 135V136H61ZM67 135V134H66ZM79 135V134H78ZM87 135V134H86ZM109 135V134H108ZM115 135V136H116ZM127 135V134H126ZM226 135H227V133H226ZM231 135H234V134H231ZM241 135V134H240ZM239 135V136H240ZM253 134L251 133V136H252ZM32 136V135H31ZM36 136H37V134H36ZM48 136V135H47ZM57 136V135H56ZM59 136V135H58ZM57 136V137H58ZM76 135H74V138H77V136L75 137ZM80 136V135H79ZM111 136V135H110ZM112 136H114V135H112ZM119 136H120V132H119ZM125 136V134L123 133V137ZM129 136H131V138H132V135L131 134H129ZM161 136V135H160ZM197 136V135H196ZM205 136H206V134H205ZM225 136V135H224ZM248 137H249V135H247ZM251 136L249 137V138H251ZM17 137V136H16ZM30 137V136H29ZM37 137H39V139L41 138L40 136H37ZM37 137H33V141H32V138L29 140V142H28V144H29V146L30 145H32V147H33V145L34 144H36V139L35 138H37ZM57 137H55L56 139H57ZM61 137H63V135L61 136ZM61 137H59L60 138V140H59V138H58V142L57 141H55V142H57V143H55V142H53L54 143V146L56 145H58L57 147H58V149H62L61 151L60 150H55L56 151V155H57V153L58 152H62L63 153V150L67 153V152H69L72 148H77V145L76 146H69V145H67V143L65 142V140H63L64 138H69L70 139V142L72 143V141H71V138H70V136H66V137H63V139L61 140ZM128 137V136H127ZM158 137H159V135H158ZM198 137V136H197ZM227 137V136H226ZM228 137H230V136H228ZM234 137V136H233ZM238 137V136H237ZM242 137V136H241ZM247 137V138H248ZM254 137V135L252 136V138ZM27 138V137H26ZM54 138V139H55ZM89 138V137H88ZM92 137L90 136V139H91ZM103 138V137H102ZM110 138V137H109ZM120 138V137H119ZM126 138V137H125ZM124 138V140H131L132 141V139H129V138H126L125 139ZM163 138H164V136H163ZM200 138V139H201ZM225 137H223V138H221V139H224ZM231 139H232V136L230 137ZM239 138V137H238ZM247 138H242L243 140L244 139H246L247 140ZM248 138V139H249ZM22 139V138H21ZM20 139V140H21ZM24 139V141H25V138H23ZM47 139H48V137H47ZM69 139H67V140H69ZM83 139V138H82ZM82 139H80L79 140V138H78V140L77 141H81ZM97 139V138H96ZM114 139V138H113ZM116 139V138H115ZM231 139H229V141L231 140ZM10 140V139H9ZM37 140H38V138H37ZM41 140V139H40ZM39 140V141H40ZM43 140V139H42ZM50 140V139H49ZM88 140V139H87ZM86 140V141H87ZM121 139H119V141H120ZM160 140V139H159ZM165 140H166V137H165ZM220 140V139H219ZM237 140V139H236ZM238 140H240V139H238ZM249 140H252L253 141V139H249ZM24 141L23 142H21V143H24ZM64 141V142H63ZM74 141H76V139L75 140H73V142ZM84 141V140H83ZM90 141V140H89ZM94 141V140H93ZM92 141V142H93ZM97 141V140H96ZM112 141V140H111ZM116 142H115V144L117 143V140H115ZM130 141V142H131ZM220 141H223V140H220ZM226 141V140H225ZM232 141H233V139H232ZM241 141V140H240ZM253 141V142H254ZM10 142V141H9ZM44 142H45V140H44ZM43 142V144H45ZM114 142V141H113ZM121 142H123L122 140H121ZM121 142L119 143V144H121ZM125 142V141H124ZM134 142V141H133ZM250 142V141H249ZM249 142H247V143H249ZM20 142H19V144H21ZM27 143V142H26ZM83 142H81L80 144H82ZM100 143V142H99ZM126 143H128V142H125L124 144H126ZM132 143V142H131ZM213 143V141H211V144ZM229 143H231V141L229 142ZM237 143H238V141H237ZM242 143H245L246 144V142H244V141H242ZM255 143H253V144H255ZM25 144V143H24ZM28 144H26V145H28ZM80 144L78 145V146H80ZM84 144L86 145V143L84 142ZM87 144H88V141H87ZM113 144V143H112ZM118 144V145H119ZM123 144V147L124 146H126V145H124ZM133 144V143H132ZM163 144V143H162ZM201 144V143H200ZM202 144H203V142H202ZM202 144H201V146H199V149H200V151H201V149L203 148L202 147ZM209 144H210V142H209ZM213 144H215V142L213 143ZM224 144H225V142H224ZM255 144V145H256ZM1 145V144H0ZM6 145V144H5ZM4 145V146H5ZM22 145V144H21ZM50 145V144H49ZM84 145V146H85ZM111 145V144H110ZM122 145V144H121ZM156 145V146H157ZM186 145V144H185ZM206 145V144H205ZM219 145V144H218ZM233 145H235V143L233 144ZM250 145H252V144H250ZM254 145V146H255ZM9 146V145H8ZM16 146V145H15ZM36 146V145H35ZM34 146V147H35ZM39 146H40V144H39ZM45 146H47V144L45 145ZM51 146V145H50ZM87 146V145H86ZM96 146H99L98 145V141H97V145ZM103 146V145H102ZM117 146V145H116ZM129 147H130V145H128ZM131 146H133V145H131ZM162 146V145H161ZM220 146V145H219ZM218 146V147H219ZM236 146V145H235ZM235 146H233V147H235ZM244 146V145H243ZM247 146V145H246ZM249 146V145H248ZM257 146V145H256ZM3 147V146H2ZM6 148H7V146H5ZM20 147H22V146H20L19 145V147L17 146V148L18 149H20ZM71 147V148H70ZM88 148H89V145L87 146ZM90 147H93V146H90ZM114 147V146H113ZM118 147H122V146H118ZM118 147H115L116 149L118 148ZM158 148H160V146L158 145L157 146ZM180 147V146H179ZM178 147V148H179ZM202 147V148H201ZM208 148H209V146H207ZM216 147V146H215ZM217 147V148H218ZM225 147H227V146H225ZM230 147V146H229ZM239 147L240 148H242L241 146H240V144H239ZM245 147V146H244ZM251 147V146H250ZM6 148H5V150H6ZM25 148H27V146H25ZM29 148V147H28ZM27 148V149H28ZM40 148H41V146H40ZM46 148H48V146L47 147H45L44 149L46 150ZM51 148V147H50ZM50 148H48L49 150H50ZM86 148V147H85ZM88 148H87V150H88ZM101 148V147H100ZM103 148V147H102ZM125 148V147H124ZM128 148V147H127ZM127 148H125V149H127ZM164 148V147H163ZM205 148V147H204ZM203 148V149H204ZM237 147H235V149H236ZM247 148V147H246ZM245 148V149H246ZM254 148V147H253ZM1 149L2 148H0V152H1ZM4 149V148H3ZM7 149H10L9 147L7 148ZM16 149V148H15ZM17 149V150H18ZM22 149V148H21ZM26 149V150H27ZM32 149V148H31ZM42 149H43V147H42ZM84 149V148H83ZM91 149V148H90ZM93 149V148H92ZM92 149H91V151H92ZM95 149V148H94ZM96 149H97V147H96ZM114 149V148H113ZM156 149V148H155ZM162 149V148H161ZM185 149H187V148H185ZM207 149V148H206ZM214 149H216V148H214ZM238 149V148H237ZM245 149H242V151H244L245 152ZM258 149V148H257ZM23 150V149H22ZM25 150V151H26ZM28 150H30V149H28ZM27 150V151H28ZM44 150V151H45ZM75 150V149H74ZM77 150V149H76ZM76 150H75V152H76ZM99 150V149H98ZM97 150V151H98ZM103 150V149H102ZM109 150H111V149H109ZM115 150V149H114ZM120 151H118V152H121L122 151V149L120 148L119 149ZM154 150V149H153ZM166 150H168V149H166ZM177 150V149H176ZM213 150V149H212ZM219 150H221L220 148H219ZM224 150H225V148H224ZM226 150H227V148H226ZM258 150H260V149H258ZM262 150V149H261ZM3 151V150H2ZM12 151V150H11ZM10 150H9V152H11ZM31 151V150H30ZM53 151V150H52ZM54 151V152H55ZM72 151H73V149H72ZM85 151L86 150H84V154H82V155H84V157L82 158V160L81 161H83L86 165H87V167H88V169H89V167H90V169H91V171H92V169L95 171V169H97L96 168V161H95V157H93L92 156V154L91 155H89L88 153H87V151H86V153H85ZM95 151V150H94ZM96 151V152H97ZM125 151V150H124ZM128 151V150H127ZM132 151V152H131ZM157 151H158V149H157ZM175 151V150H174ZM209 151H211V149L209 150ZM214 151V150H213ZM222 151H223V149H222ZM239 151V150H238ZM247 152H250L249 151V149L248 150H246ZM15 152H16V150H15ZM20 152H22L21 150H20ZM29 152V151H28ZM38 152V151H37ZM36 152V153H37ZM43 152V151H42ZM50 152V151H49ZM49 152H47V150L45 151V153H43V155H49L48 153ZM54 152H52L53 153V155H52V157H49L50 159L51 158H53L54 157ZM77 152H79V150L77 151ZM82 152V151H81ZM88 152H90V151H88ZM103 152V151H102ZM116 152V151H115ZM123 152V151H122ZM154 154H155V158L157 159V154H156V150H154ZM158 152H161V151H158ZM167 152V151H166ZM169 152V151H168ZM172 152H173V150H172ZM172 152H171V155H173L172 154ZM176 152V151H175ZM174 152V153H175ZM179 152V151H178ZM183 152V151H182ZM181 152V153H182ZM188 152H190V151H188ZM193 152V151H192ZM196 152V151H195ZM203 152V154L206 156L207 154H208V156H209V154H210V156L212 157V153L211 152H208L207 154H205L204 152L205 151H202ZM215 152H216V150H215ZM241 152V151H240ZM6 153H7V151H6ZM12 153V152H11ZM17 153V152H16ZM26 153V152H25ZM24 153V154H25ZM34 153V151L32 152V154ZM40 154H42L41 153V151L39 152ZM73 152H71V154H72ZM92 153H93V151H92ZM106 153V152H105ZM123 153H125V152H123ZM128 153V152H127ZM164 153V152H163ZM219 153V152H218ZM222 153V152H221ZM225 153V152H224ZM239 153V152H238ZM238 153H237V155H238ZM8 154V153H7ZM6 154V155H7ZM18 154V153H17ZM29 154H31V153H29ZM35 154V153H34ZM59 154V153H58ZM71 154H69V155H71ZM96 154V153H95ZM100 154V153H99ZM183 154V153H182ZM195 154V153H194ZM198 154H200V153H198ZM212 154V155H211ZM215 154V153H214ZM226 154V153H225ZM251 154V153H250ZM249 154V155H250ZM253 154V153H252ZM251 154V155H252ZM255 154H256V152H255ZM4 156L5 158L7 157H9L8 155L7 156ZM9 155H10V153H9ZM12 155V154H11ZM10 155V156H11ZM20 155V154H19ZM18 155V156H19ZM28 155V154H27ZM55 155V156H56ZM61 155V154H60ZM59 155V156H60ZM67 155V154H66ZM68 155V156H69ZM73 155H75V154H73ZM78 155H80L79 153H78ZM82 155H80V157L82 156ZM115 155V154H114ZM126 154H124V156H125ZM151 155H153V153L151 154ZM165 155H168V154H165ZM164 155V157H165V159H167L166 157L167 156H165ZM170 155V156H171ZM175 155H177L176 153H175ZM191 155V154H190ZM218 154H216L215 156H217ZM222 155H224V154H221V158L222 159H224L225 158V162L223 163L222 162V164H224V166L226 165L225 163H227L226 161V159H229V158H227V157H230V159H232V158H234L235 159V155H234V157L232 156V158H231V156H222ZM242 155V154H241ZM250 155V156H251ZM29 156V155H28ZM35 156V155H34ZM33 156V157H34ZM49 156H51V154L49 155ZM58 156V155H57ZM111 156H113V155H111ZM116 156H119V155H115L114 157H116ZM160 156H163L162 154L160 155ZM159 156V157H160ZM169 156V157H170ZM181 156V155H180ZM214 156V155H213ZM246 156V155H245ZM245 156H243V158L245 157ZM247 156H248V154H247ZM255 156H259V155H255ZM12 157V156H11ZM17 157V155L14 157V158H16ZM25 157V156H24ZM27 157V156H26ZM32 157V156H31ZM35 157H37V156H35ZM34 157V158H35ZM40 158L42 157V155L41 156H39ZM46 157V156H45ZM44 156H43V158H45ZM63 157L65 158V157H67V156H65L64 155V153H63ZM70 157V156H69ZM108 157V156H107ZM120 157H123V156H120ZM172 157V156H171ZM218 158H220L219 156H217ZM224 157V158H223ZM242 157V156H241ZM240 157V158H241ZM249 157V156H248ZM260 157H262V156H260ZM18 158V157H17ZM38 158V157H37ZM47 158V157H46ZM45 158V159H46ZM54 158H56V157H54ZM54 158H53V160H54ZM63 158V159H64ZM72 158V160H73V157H71ZM77 158H78V156H77ZM98 158V157H97ZM111 158V157H110ZM152 157H149V159H151ZM153 158H154V156H153ZM173 158V157H172ZM247 158V157H246ZM245 158V159H246ZM257 158V157H256ZM1 159V158H0ZM11 159V158H10ZM10 159L8 160V161H10ZM19 159L21 160V159H23V158H21V157H19ZM29 159V158H28ZM39 159V158H38ZM122 159H124V158H122ZM165 159H164V161H165ZM171 159V158H170ZM208 159H210V158H208ZM215 159H216V157H215ZM221 159V160H222ZM242 159V158H241ZM249 159V158H248ZM251 159V158H250ZM5 160V159H4ZM3 160V161H4ZM32 161H33V163H35V162H37V160H36V158H35V160L36 161H34L33 160V158L31 159ZM40 160V159H39ZM41 160H42V158H41ZM71 160V159H70ZM75 160V159H74ZM97 160V159H96ZM109 160V159H108ZM114 160H115V158H114ZM118 160V159H117ZM125 160V159H124ZM123 160V161H124ZM152 160V159H151ZM154 160V159H153ZM158 160V159H157ZM159 160H160V158H159ZM158 160V161H159ZM236 160V159H235ZM247 160V159H246ZM245 160V161H246ZM254 160V159H253ZM253 160H251L252 162H253ZM257 160V159H256ZM263 160V159H262ZM12 161V160H11ZM22 161V160H21ZM25 161V160H24ZM26 161H28V160H26ZM43 162H44V160H42ZM41 161V162H42ZM46 161V160H45ZM101 161V160H100ZM120 161H121V159H120ZM146 161H147V163H146ZM162 161H163V158H162ZM209 161V160H208ZM215 161V160H214ZM218 161H219V159H218ZM229 162H230V160H228ZM232 161V160H231ZM234 161V160H233ZM241 161V160H240ZM248 161H250V160H248ZM14 162H16V161H14ZM18 162H19V160H18ZM51 162V161H50ZM55 162H57V161H55ZM117 162V161H116ZM155 162V161H154ZM229 162L227 163L228 165H230L229 164ZM236 162V161H235ZM234 162V163H235ZM238 162V161H237ZM258 162H259V160H258ZM261 162H263V161H261ZM45 163V162H44ZM100 163V162H99ZM102 163V162H101ZM127 163V162H126ZM128 163H129V160H128ZM131 163V162H130ZM150 163H151V161H150ZM156 163V162H155ZM158 163V162H157ZM163 163V162H162ZM215 163V162H214ZM233 163V162H232ZM232 163H231V165H232ZM246 163H247V161H246ZM256 163H257V161H256ZM255 163V164H256ZM3 164H5V162H3ZM11 164V163H10ZM17 164V163H16ZM16 164H14V165H16ZM32 164V163H31ZM37 164H38V162H37ZM36 164V165H37ZM79 164V163H78ZM120 164V163H119ZM143 164H142V166H143ZM152 164V163H151ZM161 164V163H160ZM159 164V165H160ZM215 164H217V160H216V163ZM219 164V163H218ZM217 164V165H218ZM237 164V163H236ZM239 164V163H238ZM12 165V164H11ZM13 165V166H14ZM26 165H29V164H26ZM40 165H42V164H40ZM49 165V164H48ZM51 165V164H50ZM49 165V166H50ZM83 168H84V165H82V164H80ZM126 165V164H125ZM130 165V164H129ZM131 165H133V164H131ZM153 165H155L156 166V164H154L153 163ZM158 165V164H157ZM212 165V164H211ZM235 165V164H234ZM240 165V164H239ZM243 165V164H242ZM8 166H9V163H8ZM18 166V165H17ZM35 166V165H34ZM98 166V165H97ZM100 167H101V165H99ZM117 166V165H116ZM121 166H123V165H121ZM135 166V165H134ZM134 166H133V168H134ZM137 166V165H136ZM141 166V165H140ZM147 166V165H146ZM227 166V165H226ZM241 166V165H240ZM1 168H2V166H0ZM7 167V166H6ZM16 167V166H15ZM37 167V166H36ZM38 167H39V165H38ZM70 167V166H69ZM130 167V166H129ZM212 167V166H211ZM238 167V166H237ZM246 167V166H245ZM0 168V169H1ZM10 168V167H9ZM8 168V169H9ZM20 168V167H19ZM22 168V167H21ZM63 168V167H62ZM66 168V167H65ZM64 168V169H65ZM86 168V167H85ZM107 168V167H106ZM131 168V167H130ZM136 168V167H135ZM134 168V170L136 171H138V169L136 168L135 169ZM145 168V167H144ZM151 168V167H150ZM214 168V167H213ZM232 168V167H231ZM239 168V167H238ZM14 169V168H13ZM56 169V168H55ZM68 169V168H67ZM72 169H74L73 167H72ZM71 169V170H72ZM102 169V168H101ZM110 169V168H109ZM112 169H113V166H112ZM118 169V168H117ZM140 169V168H139ZM143 169V168H142ZM142 169H140L141 171L140 172H142V173H144L143 171H142ZM145 169H147V168H145ZM148 169H149V167H148ZM148 169H147V171H148ZM220 169H222V168H220ZM236 169V168H235ZM241 169V168H240ZM12 170V169H11ZM57 170V169H56ZM66 170V169H65ZM98 170V169H97ZM103 170V169H102ZM101 170V171H102ZM116 170V169H115ZM237 170V169H236ZM247 170V169H246ZM10 171V170H9ZM55 171V170H54ZM53 171V172H54ZM60 171H61V169H60ZM68 171V170H67ZM67 171H65L66 173H68ZM72 171H74V170H72ZM90 171V170H89ZM88 171V172H89ZM99 172V170H98V172L99 173H102V172ZM114 171V170H113ZM120 171H121V169H120ZM136 171V172H137ZM150 171V170H149ZM221 171V170H220ZM226 171V170H225ZM244 171V170H243ZM263 171H264V169H263ZM55 172H57V171H55ZM64 172V173H65ZM71 172V171H70ZM87 172V171H86ZM108 172H109V170H108ZM59 173V172H58ZM65 173V174H66ZM90 173V172H89ZM97 173V172H96ZM112 173V172H111ZM110 173V174H111ZM115 173L117 174V171H115ZM115 173L112 175V176H114L115 175ZM142 173H141V175H142ZM229 173H231V172H229ZM256 173V172H255ZM55 174V173H54ZM61 174H63V173H61ZM92 174H93V172H92ZM91 174V175H92ZM103 174H105V173H103ZM146 174V173H145ZM243 174V173H242ZM248 174V173H247ZM246 174V175H247ZM106 175V174H105ZM107 175H109V174H107ZM255 175V174H254ZM259 175V174H258ZM257 175V176H258ZM63 176H64V174H63ZM92 176H94V178H96L95 177V175H92ZM103 176V175H102ZM118 176H119V174H118ZM218 176V175H217ZM231 176V175H230ZM260 176V175H259ZM262 176V175H261ZM71 177V176H70ZM105 177V176H104ZM242 177V176H241ZM69 178V177H68ZM67 178V179H68ZM94 178L92 179V180H94ZM98 178V177H97ZM96 178V179H97ZM99 178H101V176L99 177ZM108 178H109V176H108ZM114 178V177H113ZM119 178V177H118ZM144 178V176L142 177V179ZM243 178V177H242ZM263 178V177H262ZM59 179V178H58ZM104 179V178H103ZM102 179V184H103V182L104 181H106L107 180V178L105 179V180H103ZM111 179V178H110ZM227 179V178H226ZM246 179V178H245ZM56 180V179H55ZM65 180V179H64ZM89 180V179H88ZM116 180V179H115ZM144 180H146V179H144ZM255 180V179H254ZM66 181V180H65ZM90 181V180H89ZM253 181V180H252ZM263 181V180H262ZM88 182V181H87ZM93 182H95V181H93ZM92 181H91V184H90V186L92 185V187H93V183ZM143 182V181H142ZM237 182V181H236ZM114 183H116V182H114ZM247 183V182H246ZM58 184V183H57ZM99 184H101V183H99ZM102 184H101V187H100V185H99V187L98 186H96V185H94L95 187H98V188H102ZM105 184V183H104ZM116 184H118V182L116 183ZM223 184V183H222ZM239 184V183H238ZM62 185V184H61ZM70 185V184H69ZM85 185V184H84ZM113 185H115V184H113V182L110 180H108V182H106V184H105V186H103V191L101 192V191H99V193L97 194V197H93L92 196V193L90 192V191H92L91 189H93V188H95V187H93V188H91V189H87V190H89V191H84L83 190V193L82 192H80V189H79V191H78V189H77V192H78V194L79 195H77V196H73V197H75V198H73L72 200V205L74 206H72L73 207V210L71 211V210H69L68 208H67V206L63 209V210H61V212L59 213H56V214H54V215H51L50 216V218H51V222H53V220L52 219H54V220H56L55 222H54V224L56 223V222H58V224L59 223H61L60 225V227H59V225L58 226H56V227H59V230L61 231H59V235H60V233H63V231L62 230H64L65 231V234H64V236H63V234H62V237L60 238V239H57L58 241H57V243H56V245L58 244V249L55 251V253H53V254H48V255H46L45 253H44V249L45 248H49L48 246L50 245H47V242H46V246L44 247V245L41 247V246H38L39 244H42V243H39L38 244V242H37V244L38 245H35V243H34V245H28V246H24V247H22L21 246V249H17V247H16V249H13V248H15V247H12V248H9L10 246H7V245H5L3 242V246H1L0 247V264H86V262L88 261H86V256L84 255V253H81L80 251V253L81 254H83V255H81L80 253V255L79 256H77V257H72V259H67L66 258V256H68V254L70 253V252H73V251H75V245L77 244V245H79L78 244V240H79V238H78V236H80V234L78 235V236H76V234L78 233V231H77V233L75 232L74 234H75V236L74 235H72L73 234V232H72V234H71V231H69V227H68V225H63V222L62 221H64L65 219H66V221H68V219H70L69 221L71 222V220L73 219V221H74V223H75V221L76 222H78L79 223V221L81 220V219H85V218H87L86 220L88 221L89 220V223H97L98 225L102 222V221H100L101 219H99V221H97L98 220V218L99 217H97V219L94 217V216H96V215H94V214H96V213H102V212H100L101 210H107L108 209V211H109V209L112 211V210H114L113 208H115L116 206H118V205H120V204H118L117 202H116V200L115 201H113L114 199H116V197L113 199L112 198V194L115 192H113V190H115V189H113V190H111V188L112 187H116V185L115 186H113ZM119 185V184H118ZM146 185V184H145ZM148 185V184H147ZM59 186V185H58ZM226 186V185H225ZM76 187V186H75ZM124 187V186H123ZM130 187V186H129ZM128 187V188H129ZM142 187H143V185H142ZM147 187V186H146ZM243 187H247V186H243ZM56 188V187H55ZM84 188V187H83ZM120 187L118 186V189H119ZM141 188V187H140ZM229 188V187H228ZM53 189V188H52ZM57 189V188H56ZM100 189H98V190H100ZM135 189V188H134ZM216 189V188H215ZM218 189V188H217ZM226 189V188H225ZM230 189V188H229ZM239 189H241V186L239 187ZM244 189V188H243ZM255 189V188H254ZM51 190V189H50ZM59 190H60V188H59ZM62 190V189H61ZM75 190H76V188H75ZM97 189H96V191H98ZM129 190V189H128ZM236 190V189H235ZM234 191V190H233ZM57 192V191H56ZM60 192V191H59ZM92 192H94V191H92ZM116 192H117V188H116ZM217 192H218V190H217ZM234 192H236V191H234ZM237 192H238V190H237ZM73 193H75L74 191H73ZM239 193V192H238ZM237 193V194H238ZM96 194V193H95ZM94 194V195H95ZM114 194H116V193H114ZM228 194V193H227ZM58 195V194H57ZM61 195H62V193H61ZM249 195V194H248ZM253 196V195H252ZM12 197V196H11ZM20 197V196H19ZM45 197V196H44ZM63 197V196H62ZM68 197V196H67ZM114 197V196H113ZM146 197V196H145ZM217 197V196H216ZM246 197V196H245ZM21 198V197H20ZM43 198V197H42ZM71 198V197H70ZM226 198V197H225ZM244 198V197H243ZM65 199H67V198H65ZM64 199V200H65ZM135 199V198H134ZM45 200V199H44ZM55 200V199H54ZM214 200V199H213ZM215 200H216V198H215ZM219 200V199H218ZM223 200V199H222ZM244 200V199H243ZM26 201V200H25ZM66 201V200H65ZM71 201V200H70ZM69 201V202H70ZM30 202V201H29ZM50 202V201H49ZM114 202H116L118 205H115V203ZM120 202V201H119ZM213 202V201H212ZM18 203V202H17ZM67 203V202H66ZM29 204V203H28ZM36 204V203H35ZM39 204V203H38ZM192 204V203H191ZM190 204V205H191ZM199 204V203H198ZM22 205V204H21ZM31 205H33V203L31 204ZM37 205V204H36ZM64 205V204H63ZM211 205V204H210ZM241 205V204H240ZM17 206V205H16ZM24 206V205H23ZM26 206V205H25ZM150 206V205H149ZM247 206V205H246ZM59 207H60V205H59ZM153 207V206H152ZM148 208V207H142L141 209H142V212L143 213H149V212H153L154 213V211H155V213L156 212H159V213H163V209L161 210V209H159V210H156L155 208ZM189 207V206H188ZM195 207H197V206H195ZM5 208V207H4ZM14 208H16V207H14ZM20 208V207H19ZM24 208V207H23ZM27 208V207H26ZM123 209V208H122ZM125 209V208H124ZM158 209V208H157ZM176 209V208H175ZM187 209V208H186ZM185 209V210H186ZM196 209V208H195ZM231 209V208H230ZM24 210H25V208H24ZM105 210V211H106ZM140 210V208H138V211ZM177 210V209H176ZM17 211V210H16ZM20 211V210H19ZM27 211V210H26ZM105 211L103 212V213H105ZM111 211H109V213H111ZM117 210H115L114 212H116ZM124 211H127L126 209L124 210ZM134 211V210H133ZM259 211V210H258ZM11 212V211H10ZM51 212V211H50ZM53 212V211H52ZM114 212H112V213H114ZM128 212V211H127ZM130 212V211H129ZM132 212V211H131ZM179 212V211H178ZM177 212V213H178ZM211 212H212V210H211ZM20 213V212H19ZM33 213V212H32ZM125 213V212H124ZM133 213H135V211L133 212ZM140 213V212H139ZM146 213V214H147ZM151 213L149 214V215H151ZM188 213V212H187ZM191 213H192V211H191ZM202 213H204V212H202ZM231 213V212H230ZM42 214V213H41ZM47 214V217L49 216L48 215V212L46 213ZM50 214V213H49ZM85 214H87V215H90V216H85ZM119 214V213H118ZM120 214H121V212H120ZM120 214H119V216H120ZM126 214V213H125ZM124 214V215H125ZM132 214V213H131ZM130 213H129V215H131ZM170 214H172V213H170ZM206 214V213H205ZM204 214V215H205ZM246 214V213H245ZM261 214V215H260ZM260 214H258V215H260V216H258L257 218L258 219H256V217L254 216V214H253V218L250 220V221H248V222H246V223H241V222H238V223H236V224H234L233 225V223H235V222H232V224H226V223H228L227 221H226V223H224L223 225H221V226H218L217 224V228H213V227H211L210 228V226L208 227L207 226V222H200L199 221V225L197 226H191V227H194V229H193V231L192 232H194L193 234H192V237H190V239L189 240H180L181 242H183V243H179V246L178 247H180V248H182L183 249V251L185 252L186 250H185V248L187 247V245L189 244V243H191L192 241H195V242H198L197 244H198V249L196 250V249H193V250H196L195 252H191V255L193 256V258H192V260H197L198 262H199V264H207L208 262H210L212 259L213 260H216V259H218V258H220L221 256L222 257H224L225 258V260L226 261H233V262H235V263H237V262H239L240 264H264V212L263 213H260ZM18 215V214H17ZM40 215V214H39ZM82 215H84V217L82 216ZM102 215V214H101ZM105 215H107V213L105 214ZM110 215H112V214H110ZM122 215H123V213H122ZM121 215V216H122ZM127 215V214H126ZM137 215H138V212H137ZM144 215V214H143ZM142 215V216H143ZM154 215V214H153ZM163 215V214H162ZM165 215V214H164ZM243 215V214H242ZM249 215V214H248ZM97 216H98V214H97ZM103 216H104V214H103ZM102 216V217H103ZM147 216V215H146ZM155 216V215H154ZM153 216V217H154ZM160 216V215H159ZM211 216V215H210ZM257 216V215H256ZM14 217H16V216H14ZM21 217H22V215H21ZM44 218V216L42 215L41 216V218ZM101 217V216H100ZM107 217V216H106ZM126 217H128V215L126 216ZM125 217V218H126ZM141 217V216H140ZM139 217V218H140ZM144 217V216H143ZM142 217V218H143ZM164 217V216H163ZM177 217V216H176ZM208 217V216H207ZM27 218V217H26ZM40 218V217H39ZM39 218H37V219H39ZM42 218V219H43ZM68 218V219H67ZM77 218H80V220L78 221V220H75V219H77ZM109 218V217H108ZM122 218V217H121ZM124 218V217H123ZM242 218V217H241ZM19 219H20V217H19ZM18 219V220H19ZM36 219V218H35ZM34 219V220H35ZM151 219H152V217H151ZM162 219V218H161ZM178 219V218H177ZM24 220V219H23ZM23 220L21 221V225H23L22 224V222H23ZM30 220H32V219H30ZM44 220H49V217H48V219L46 218V219H44ZM104 220V219H103ZM106 220V219H105ZM140 220V219H139ZM142 220V219H141ZM144 220V219H143ZM156 220H157V218H156ZM159 220V219H158ZM199 220V219H198ZM222 220V219H221ZM240 220V219H239ZM29 221V220H28ZM27 221V222H28ZM50 221V220H49ZM73 221L70 223V224H73ZM82 221V220H81ZM174 221V220H173ZM223 221V220H222ZM238 221V220H237ZM3 222V221H2ZM11 222H12V220H11ZM11 222H9V223H11ZM18 222V221H17ZM17 222L16 223H14V224H17ZM32 222H34L33 220H32ZM31 222V223H32ZM37 222H39V220L38 221H36V222H34V224L36 223V225H37ZM50 222V223H51ZM138 222H140V221H138ZM137 222V226H138V224H140V223H138ZM155 222V221H154ZM153 222V224H155V229H157L156 227V223H157V221H156V223H154ZM8 223V222H7ZM25 223V222H24ZM30 223V222H29ZM28 223V224H29ZM30 223V224H31ZM43 223V222H42ZM92 223V224H93ZM105 223V222H104ZM189 223V222H188ZM13 223H11V225H12ZM27 224V225H28ZM52 224V223H51ZM67 224V223H66ZM68 224H69V222H68ZM77 224V223H76ZM101 224H103V222L101 223ZM146 224H148V223H145L144 222V224H142L141 223V225L136 229L137 231H131L132 233H130V234H122V233H119V234H112V235H99L100 233H98V235L96 236V237H94V239H93V237H90L91 239L90 240H87L85 237H84V234H83V237H82V234H81V239L82 238H85L84 239V241H82V243H83V245H86V244H88V245H90V243L92 242V241H96L97 242V244H95L94 243V245H95V247H96V249H95V251H97L96 253L98 254V259L96 260L95 259V257H94V259H95V261L92 259V261H94V262H92V263H89V261H88V263L89 264H162L163 262H164V259H162V257L161 256H159V254H160V252H162V251H160L159 253L156 251V252H153V251H155L156 249H157V247H155L156 245H158L157 243H162L161 241H160V239L162 238V237H164V235H165V233H166V231H162L163 233H164V235H161L160 233H162L161 231L159 232V233H157V231L155 230V229H153V228H151L150 226H151V224H150V226L149 225H146ZM214 224V223H213ZM220 224V223H219ZM6 225V224H5ZM9 225V224H8ZM8 225H6L5 226V228L8 226ZM11 225H9V227H11ZM18 225H19V223H18ZM18 225L16 226V228L18 227ZM39 225V224H38ZM49 225V224H48ZM53 225V224H52ZM74 225V224H73ZM157 225H159V224H157ZM177 225V224H176ZM193 225V224H192ZM195 225V224H194ZM216 225H214V226H216ZM26 226V225H25ZM25 226H24V228H25ZM32 226H33V224H32ZM51 226V225H50ZM71 226V225H70ZM20 227V226H19ZM42 227V226H41ZM45 227V226H44ZM55 227V228H56ZM71 227H73V226H71ZM71 227H70V229H71ZM135 227V226H134ZM162 227V226H161ZM165 227V226H164ZM177 227V226H176ZM186 227H187V225H186ZM3 229V230H5L4 232H6V229H8V227L6 228V229ZM11 228H13V226L11 227ZM16 228H15V230H16ZM61 228V229H60ZM183 228V227H182ZM185 228V227H184ZM183 228V229H184ZM213 228V229H212ZM21 229V228H20ZM34 229H35V227H34ZM57 229V228H56ZM125 229V228H124ZM135 229V228H134ZM168 229V228H167ZM196 229V230H195ZM12 230H14V228L12 229ZM14 230V231H15ZM27 230V229H26ZM31 230V229H30ZM113 230V229H112ZM130 230V229H129ZM192 230V229H191ZM195 230V231H194ZM8 231V230H7ZM11 231V230H10ZM9 231V232H10ZM18 231V230H17ZM39 231H41V230H39ZM117 231H119V230H117ZM116 231V233H118ZM124 231H126V230H124ZM3 232V231H2ZM119 232H121V231H119ZM178 232V231H177ZM176 231H175V228L174 229H168V231H167V234H166V236L167 237H169V236H177V237H175L176 239H183L184 237H181V235L179 234L180 233V231H179V233H177ZM182 232V231H181ZM15 233V232H14ZM19 233H21V232H19ZM58 233V232H57ZM56 233V235H58ZM81 233H83V232H81ZM111 233V232H110ZM11 234V233H10ZM89 234H90V232H89ZM21 235H23V234H21ZM191 235V234H190ZM4 236V235H3ZM10 236V235H9ZM23 236H25V235H23ZM39 236V235H38ZM74 236V237H73ZM87 237H88V235H86ZM93 236V235H92ZM183 236V235H182ZM184 236H185V234H184ZM18 238V237H17ZM164 238H166V237H164ZM172 238V237H171ZM10 239V238H9ZM16 239V238H15ZM25 239V238H24ZM31 239H33V238H31ZM30 239V240H31ZM80 239V240H81ZM220 239V240H219ZM26 241H27V239H25ZM79 240V241H80ZM162 240H163V238H162ZM167 240V239H166ZM165 240V241H166ZM169 240V239H168ZM171 240V239H170ZM32 242H33V240H31ZM44 241H45V239H44ZM171 241H173V240H171ZM170 241V242H171ZM175 241V240H174ZM179 241V242H180ZM191 241V242H190ZM6 242V241H5ZM8 243H9V240L7 241ZM15 242V241H14ZM25 242V241H24ZM40 242V241H39ZM43 242V241H42ZM75 242H77L76 244H75ZM170 242H168L167 241V243H170ZM176 242V241H175ZM50 243V242H49ZM53 243V242H52ZM51 243V244H52ZM167 243H166V245H167ZM227 243H229V244H236L234 247H232V248H230V249H228V250H224V246H225V244H227ZM12 244V243H11ZM10 244V245H11ZM14 244V243H13ZM21 244H22V242H21ZM29 244H30V241H29ZM43 244H44V242H43ZM135 244V246H132V245H134ZM163 244H164V242H163ZM173 244V243H172ZM175 244V243H174ZM177 244H178V242H177ZM193 244V243H192ZM1 245V244H0ZM52 245H54V244H52ZM80 245H82V244H80ZM92 245V244H91ZM90 245V246H91ZM160 245H162V244H160ZM93 246V245H92ZM127 246H129V247H134V248H136V249H138V251H139V253L135 250V252L133 253V250L132 251H130V250H127ZM159 246V245H158ZM176 246V245H175ZM183 246H186V247H183ZM84 247H86V246H84ZM162 247V246H161ZM169 247V246H168ZM167 247V248H168ZM172 247H173V245H172ZM19 248H20V245H19ZM52 248V247H51ZM56 248V247H55ZM77 248V247H76ZM79 248H80V246H79ZM87 248V250L89 249L88 247H86ZM90 248H93V247H90ZM125 248H126V250H125ZM163 249H165V247H162ZM228 248V247H227ZM163 249H161V250H163ZM178 249V248H177ZM187 249H189V248H187ZM47 250H50V249H47ZM78 250V249H77ZM77 250H76V252H77ZM81 250H82V247H81ZM85 249L83 248V251H84ZM158 250H159V248H158ZM168 250V249H167ZM173 250H174V248H173ZM46 251V250H45ZM52 252H54L53 250H51ZM86 251V250H85ZM93 251H94V248H93ZM180 251H182V250H180ZM188 251V250H187ZM190 251V250H189ZM188 251V256H190V257H192L189 253ZM191 251H192V249H191ZM75 252V253H76ZM87 252V251H86ZM92 252V251H91ZM151 252H153L152 254H151ZM168 252V251H167ZM177 252V251H176ZM46 253H48V252H46ZM50 253V252H49ZM74 253V252H73ZM138 253V254H137ZM164 253H166V251L164 252ZM72 254V253H71ZM77 254V253H76ZM86 254V253H85ZM94 254H95V252H94ZM97 254H95V255H97ZM41 255H42V257H41ZM94 255V256H95ZM160 255H162V254H160ZM166 255V254H165ZM180 255V254H179ZM186 255V254H185ZM76 256V255H75ZM144 256V257H143ZM182 256H183V254H182ZM165 257V256H164ZM190 257H188L189 259H190ZM70 258V257H69ZM166 258V257H165ZM175 258V257H174ZM174 258H173V260H174ZM224 258H222V259H224ZM179 259V258H178ZM221 259V258H220ZM90 260V259H89ZM167 260V259H166ZM172 260V259H171ZM173 260H172V263H173ZM183 260H184V258H183ZM188 260V259H187ZM191 260V259H190ZM167 261H169V260H167ZM175 261V260H174ZM185 261V260H184ZM183 261V262H184ZM217 261V260H216ZM237 261V262H236ZM181 262V261H180ZM166 263V262H165ZM169 263V262H168ZM190 263V262H189ZM212 263V262H211ZM230 263H232V262H230ZM164 264V263H163Z\"/></svg>",
    "mask_w": 264,
    "mask_h": 264
}]
</instances>
